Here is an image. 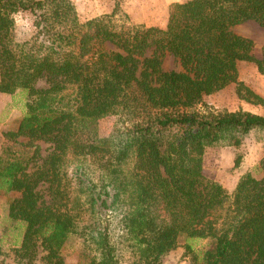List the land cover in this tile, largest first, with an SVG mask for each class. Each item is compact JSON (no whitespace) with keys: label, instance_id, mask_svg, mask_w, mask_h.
Returning a JSON list of instances; mask_svg holds the SVG:
<instances>
[{"label":"trees","instance_id":"1","mask_svg":"<svg viewBox=\"0 0 264 264\" xmlns=\"http://www.w3.org/2000/svg\"><path fill=\"white\" fill-rule=\"evenodd\" d=\"M24 14L35 35L21 42ZM119 14L116 2L81 22L71 0H0V94L25 97L0 148V196L24 230L14 261L66 264L76 237L78 264H162L179 247L190 264H264V156L261 176L245 174L231 195L203 174L206 150L252 132L264 142V116L194 110L229 85L264 107L238 79L242 63L264 75V44L256 58L232 31L264 30V0L173 3L163 27H118ZM167 55L180 71L163 69Z\"/></svg>","mask_w":264,"mask_h":264},{"label":"rangeland","instance_id":"2","mask_svg":"<svg viewBox=\"0 0 264 264\" xmlns=\"http://www.w3.org/2000/svg\"><path fill=\"white\" fill-rule=\"evenodd\" d=\"M185 0H71L74 4L78 19L84 22L98 16L109 14L116 2L120 6V14L113 21L118 27H163L168 17L169 6ZM33 18L24 14L16 17V38L23 42L30 40L35 35L32 26ZM233 33L250 39L253 42L252 54L261 58V50L264 44V30L255 22L248 21L232 28ZM165 71H180L177 61L170 55L163 60ZM239 81L252 89L264 99V75L257 72L256 67L250 63H242L239 71ZM41 85V84H40ZM25 97L17 94L13 98V104L24 108ZM201 113L207 112H235L239 110L251 111L264 116V107L253 106L239 100L235 94L234 85L204 99L201 105L194 108ZM114 117H106L99 121V136L106 137L114 123ZM0 136V148L2 144ZM46 145H43L45 148ZM264 156L263 134L252 132L246 136L238 148L218 146L206 150L203 156V174L214 182L219 183L231 195L238 180L247 173L260 177L259 161ZM239 158V164L235 167V160ZM23 225L14 223L7 216L6 198L0 196V264H18L14 261V249L22 240ZM205 241L199 240L192 243L195 251H202ZM81 241L70 238L67 246L62 251L66 264H78L81 260ZM162 264H190L189 257L185 255L183 247H179L162 257Z\"/></svg>","mask_w":264,"mask_h":264},{"label":"crops","instance_id":"3","mask_svg":"<svg viewBox=\"0 0 264 264\" xmlns=\"http://www.w3.org/2000/svg\"><path fill=\"white\" fill-rule=\"evenodd\" d=\"M16 95L17 93L14 95L0 94V136L1 137L2 134L6 131L16 130L18 126V122L23 116L24 108L23 109L19 108L20 112L18 113L17 111L18 106H15V104H13V98H15ZM248 112L251 111L248 110Z\"/></svg>","mask_w":264,"mask_h":264}]
</instances>
